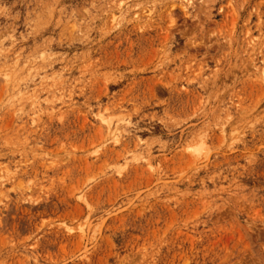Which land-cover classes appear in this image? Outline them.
Masks as SVG:
<instances>
[{
    "label": "rangeland",
    "instance_id": "obj_1",
    "mask_svg": "<svg viewBox=\"0 0 264 264\" xmlns=\"http://www.w3.org/2000/svg\"><path fill=\"white\" fill-rule=\"evenodd\" d=\"M263 74L264 0H0V264H264Z\"/></svg>",
    "mask_w": 264,
    "mask_h": 264
},
{
    "label": "bare ground",
    "instance_id": "obj_2",
    "mask_svg": "<svg viewBox=\"0 0 264 264\" xmlns=\"http://www.w3.org/2000/svg\"><path fill=\"white\" fill-rule=\"evenodd\" d=\"M263 76H264V74H263ZM117 135V134H116ZM114 137H115V135H114ZM116 138H118V135L116 136Z\"/></svg>",
    "mask_w": 264,
    "mask_h": 264
}]
</instances>
